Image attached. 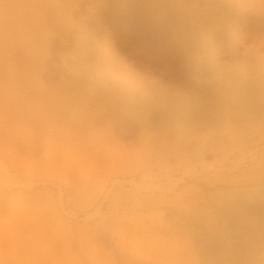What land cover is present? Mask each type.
I'll use <instances>...</instances> for the list:
<instances>
[{"label":"bare ground","instance_id":"bare-ground-1","mask_svg":"<svg viewBox=\"0 0 264 264\" xmlns=\"http://www.w3.org/2000/svg\"><path fill=\"white\" fill-rule=\"evenodd\" d=\"M149 1L121 0L118 21L129 27L128 35L151 41L157 59L167 62L178 56L184 74L197 78L193 91L188 89L190 93L177 102L166 95L170 82H177L171 74L166 82L158 79L146 86L133 81V74L124 75L107 45L104 50L95 46L97 42L93 46L97 33L90 25L96 28L92 18L104 19L112 7L110 0H22L8 8L3 5L7 17L0 22V117L9 139L3 137L22 142L28 157L43 143L77 138L80 131L74 128H84L90 140L88 153L97 157L114 138L97 135L101 109L97 105L105 92L122 85L138 97L127 103L131 114L117 129L148 132L135 138L133 156H120L121 162L104 180L101 203L111 214L109 194L118 189L115 210L120 216L115 229L109 220L104 224L102 247L110 246L106 254L103 251L105 264H264V93H258L264 85L245 88L224 82L225 67L233 66L236 74L247 69L246 61L245 66L235 61L238 45L247 38V0H170L171 7L162 6L158 13H153ZM211 4L227 6L222 12L211 6L215 22L178 10L181 5L202 10ZM79 24L88 27L90 42L77 55L67 43ZM223 51L235 57L234 65L220 62ZM81 87L87 96L83 100L86 96L77 91ZM232 120L241 123L236 126ZM247 121L253 125L247 126ZM44 237L22 256L12 252L8 262L13 257L11 264H90L80 256L88 257L91 249L86 254L80 248V255L68 248L72 244L84 248L83 238L75 243Z\"/></svg>","mask_w":264,"mask_h":264},{"label":"rangeland","instance_id":"rangeland-1","mask_svg":"<svg viewBox=\"0 0 264 264\" xmlns=\"http://www.w3.org/2000/svg\"><path fill=\"white\" fill-rule=\"evenodd\" d=\"M13 1L19 3L22 0H0V22L7 17L6 9L8 8V5ZM154 1L157 2L153 3V0L149 1L153 13H158L160 7H165V5L171 7L170 0ZM253 1L254 2H252V0H247V5L250 7L251 5H254L251 8L255 7L254 9L257 10H252L250 7L247 6V18L250 17V20L247 19V38H245V36L242 39L243 45L239 44L237 47V54L240 56H237L235 54L236 58H232L231 54L229 55L228 53L227 55V53L224 51L221 52V56H219L220 62L223 59L222 62L224 61V64L227 63V67L231 65L235 59V61H240L242 66H245L247 62L246 67H244L247 68L245 72H240L238 74L234 73L235 68L232 66L234 64L231 65L233 68L229 66V70L225 67L226 74L224 82L233 84L236 87H243L245 85V88H250V86H252L253 84H256L257 86L264 85V82H262L264 81V0ZM120 2L121 0H110L111 4L109 6L112 7L109 8V11L108 9L106 10L108 11V13L105 12V21H103L104 19L100 18L96 19L99 16L94 17L95 21L92 18L91 22H94L93 24H95V27L97 28H94V25H92V23L90 24L93 27L91 28L94 30L95 34L97 33V36L95 35L97 41L92 42L93 46L97 42L98 44L95 46L101 47V49L103 48L104 50V48H106L104 47V45H107L108 50L110 49V51L115 54L116 58H118V65L119 67L121 66V68H123L122 70H124L125 73L123 71L122 72L124 73V75L129 77L130 73L131 75L133 74V78L131 76V79H134L135 77V79H137L133 80L135 82H143L147 86L149 82H157L158 79V81L164 80L166 82L168 81V78L170 76L173 77V79L176 78L174 82L177 81L178 83L173 82L176 85H171L170 82L169 87H167L168 93H166V95H171L173 100L172 102L180 101L182 97H185L190 93V88L191 92L193 91V87L191 84L193 81L197 82V78L193 79L192 77H187L184 74V64L183 60L180 57L172 55L169 59L166 60L167 62H162L160 59L156 58L157 55L154 54V47L151 41L148 40V44L147 39L139 38L138 40L134 34L128 35V32L130 30L129 27H127L126 25L123 26L121 24V21H118L119 16L118 12H116V9ZM3 5H7V8ZM211 6L213 5H206L201 10L199 7L193 6L194 8H189L187 6L181 5L178 6V10L182 15L198 14L199 17L202 16L201 18L206 17L205 19H207L209 22H215V20L211 19V16H213V12L211 13L210 11ZM216 7L213 6L212 8L215 9L216 12L218 11V9L220 12H222L221 9H223L224 11L226 10L227 6H218L217 8ZM208 10L210 11V13L208 12ZM200 11L203 12L201 13ZM248 13H250L249 17ZM207 16H210V18ZM80 17L84 18L85 15H81ZM153 17L155 16L153 15ZM134 18L137 19V17ZM79 25L76 26V28L73 30V33L71 35L72 38H69L70 40L72 39V41L67 43L69 46H71V51H75L77 55L78 53L83 52L84 49L82 48L86 46L88 42H90V38L88 35L89 33L87 34L88 29H86L88 27L85 28L81 24ZM83 28H85L86 30H84ZM75 30L77 32H75ZM76 35H79V39H82V41H77ZM84 37H87L86 40ZM109 41L110 43L112 42V45L110 46L108 45L110 44ZM77 42L80 45H76ZM245 47L247 48L245 49ZM231 58L233 60H230ZM244 58L246 60H244ZM227 61H229V63ZM164 63H168L167 66H165ZM241 68L244 69L243 67ZM178 70L182 72L179 74L177 73ZM181 74L183 75V77H185V80L180 79ZM145 78H148V80L146 79L145 81H143V79ZM235 83H237L238 85H235ZM239 84L241 85L239 86ZM181 87L183 88V90L181 89ZM140 90L143 95L147 94L146 92L143 93L144 90H142L141 88ZM185 90L186 92H184ZM77 91H80L79 96H86L84 95L85 90L82 89V87L79 88V90ZM113 91L115 95L112 94ZM260 92L264 93V91L258 89L259 94H261ZM71 93L75 94L73 90H70V94ZM104 96L106 97L104 98ZM104 96L101 98L102 101L100 100L102 103H99L97 105L99 106V109L101 107V111L99 110L98 115L100 117L97 123V128L99 129L97 135L107 133L112 135L114 138L113 141L110 140V142L105 145L106 148H104L103 151H100L97 154V157H91L88 153L90 140L86 133L88 130L84 128H74L80 131L77 135V138L73 140H68L63 144L52 142L43 143L41 144L42 146L40 145L37 148L36 154L35 151L33 152L32 150L30 151L32 152L31 156L28 155L27 157L26 155L28 153L24 152H26V150L28 151V149H26V146L22 142L15 138L7 140V138L9 139V137L5 135L6 128L4 129V119L0 117V124H3L0 125V264L14 263L16 259L15 257L14 260L13 257H11L12 262H8L11 261L10 256H13V254L19 255V252L20 256H22L23 254L21 253H26L23 251L31 250L32 247H30V245H34L38 240L42 239L43 236H45L44 239L49 237H62L63 239H74L75 243L78 239L83 238L82 240L84 241V248H82V246H77V244L69 245L71 247L68 248H71L70 251L72 252V254L75 251L74 253H79L81 255V249H84L83 251L85 253L88 251V249H91L87 252L88 254L86 253L87 256L89 254L91 255H89L90 257L88 256L90 259L86 257L84 253L80 256L83 262L95 264L98 260L102 262H100L99 264H103L105 260L104 264L106 263L107 257L105 254L107 253V250L110 246H106V249L102 247L106 243L102 241L106 235L104 224L109 220L112 225V228L115 229V224L118 223L120 216L116 212L117 209L115 210V207L117 208V192H119L118 189L113 188L111 190V193L109 194L108 202L111 201V214L109 212V208H107L105 204L101 203V198L105 193L104 180L108 174L114 171L112 170V167H116L121 162V157H126L128 154H130L128 156H133L132 152H135L134 150H136L138 146V142L136 144L137 140H135V138L144 136L142 134H145L148 131L145 132L146 130H144V128H139V130L141 131L135 129V133L132 134L127 133L126 130L119 129L121 130L119 131L117 129L119 128V126L126 123L123 120L127 121L129 115L131 114L130 109L127 108V103H133L134 99L136 100L134 96H138L128 93L127 90L124 89V86L122 87V85H119V87L117 86L116 88L105 92ZM86 98L87 96L81 99L83 100ZM117 98H120V100L122 99V103H120L121 101ZM167 98L169 99L170 96H167ZM173 98L175 99V101ZM262 98L261 102L264 101V99ZM112 99H115L116 102ZM129 99L132 101H130ZM78 101H80V98H78ZM103 101H105V103H103ZM125 108L128 109V111ZM262 115H264V110H262L261 116ZM125 117L127 119H124ZM240 123L241 122H238L237 120L234 121V124L236 126H238V124L240 125ZM107 125H109V128L106 127ZM249 125L253 124L247 121V126ZM106 130H108L109 132H106ZM1 135L2 137L5 135L7 138L4 139V136L2 139ZM135 145L137 146L134 148ZM33 154L35 156H33ZM122 154H125L126 156H122ZM211 159L212 158H207V160ZM107 163L108 165H105ZM6 168L7 170H5ZM103 168L105 170H103ZM63 169H65V171ZM106 169L109 170L106 171ZM25 172H29V175ZM31 172L32 174H30ZM113 235L116 236L117 233H113ZM87 240L89 241V243L86 242ZM25 242L27 246L25 245ZM102 242L104 243V245ZM84 243L86 245H84ZM89 244H92V246ZM96 246H98V248ZM95 250H101V253L98 252V254ZM103 251L105 253L104 256ZM12 252L14 253L11 255ZM92 255H94V257ZM95 255L97 258H95ZM4 260H6L7 262ZM93 260H96L95 263Z\"/></svg>","mask_w":264,"mask_h":264}]
</instances>
